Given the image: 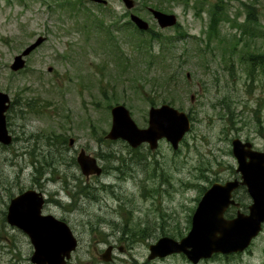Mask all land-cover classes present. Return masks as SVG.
Here are the masks:
<instances>
[{"label":"rangeland","instance_id":"rangeland-1","mask_svg":"<svg viewBox=\"0 0 264 264\" xmlns=\"http://www.w3.org/2000/svg\"><path fill=\"white\" fill-rule=\"evenodd\" d=\"M107 1H85L79 11L76 0H0V90L11 99L14 136L0 143V264H35L28 235L6 220L11 198L29 188L44 193V212L67 221L77 237L70 264H193L181 254L149 260V246L165 234L186 235L204 190L236 176L235 137L264 150V76H249L243 58L264 51V0H133L132 9ZM217 4L223 20L213 31ZM148 7L176 14L178 24L161 28ZM131 12L171 36L161 57L149 56L161 51L158 40L127 24ZM39 36L45 42L25 68L12 70ZM117 103L139 127L148 125L151 106L169 103L191 116L192 128L177 149L166 140L133 149L106 138ZM81 149L98 159L102 175H83ZM80 181L92 187L89 195H78ZM239 196L247 212L250 199L243 190ZM109 246L113 262L103 259ZM198 264H264V229L244 252Z\"/></svg>","mask_w":264,"mask_h":264},{"label":"water","instance_id":"water-1","mask_svg":"<svg viewBox=\"0 0 264 264\" xmlns=\"http://www.w3.org/2000/svg\"><path fill=\"white\" fill-rule=\"evenodd\" d=\"M106 3L107 0H94ZM128 8L134 6L133 0H123ZM161 27L173 26L177 23L174 13L150 8ZM132 21L140 29H148L149 24L136 14H131ZM45 40L39 37L21 54L15 56L11 67L18 70L24 67V56L30 54ZM10 98L0 91V142L10 144L12 135L6 121V110ZM113 123L108 138H123L133 147L148 142L152 149L159 145V140L166 138L175 149L191 128L190 116L171 104L164 103L151 107L149 125L140 128L124 104H116L111 109ZM233 154L238 161L237 171L242 180L234 179L225 183H213L198 202L192 217L189 233L180 240L169 236L160 238L149 246V259L166 256L171 253H184L193 263L209 258L214 253H233L245 250L263 229L264 223V152L252 148V143L240 138L233 140ZM78 162L84 174H101L102 168L96 158L82 150ZM245 185L252 203L248 212L238 210L232 218L225 212L231 205H237L233 191ZM45 199L41 192L29 189L14 197L8 207L7 220L11 225L22 229L30 238L34 252L31 260L36 264H68L78 241L70 226L52 214L44 215L42 209ZM103 259H112V246L103 253Z\"/></svg>","mask_w":264,"mask_h":264},{"label":"trees","instance_id":"trees-1","mask_svg":"<svg viewBox=\"0 0 264 264\" xmlns=\"http://www.w3.org/2000/svg\"><path fill=\"white\" fill-rule=\"evenodd\" d=\"M85 1L84 0H76V3L75 4H72L75 8V6H78L79 5V11H82L84 9V7L82 6V4L84 3ZM74 3V2H73ZM84 5V4H83ZM100 5H103V4H100ZM247 10L248 12H250V15L248 17V20H250L252 22V24L254 25H257L259 22L256 20L255 18V15H254V12H256V9L253 5H247ZM75 12H79L77 10H74ZM214 12L217 14L219 13V16L216 17V16H211V21H210V27L213 31H216L221 23V21L223 20V17L221 16L222 14V11H221V7L220 5H216L215 8H214ZM99 19V18H98ZM79 21V20H78ZM80 22V21H79ZM97 23H99V25L103 26V21L100 20L98 21ZM96 24V23H94ZM127 24H132L131 22H128ZM86 27V26H85ZM142 34L144 33H147L149 36H150V40L153 42V39L154 40H158L160 43H161V51L159 50V53L158 54H153L151 53V56L152 59H156L157 57H161L165 51V42H166V39H171V36H167V37H164L163 36V33L162 32H158V33H154L151 29L149 31H140ZM245 32H249V29H245L244 30V33ZM253 34V32L251 31V35ZM211 36V35H210ZM203 40V39H202ZM240 40V39H237V41ZM209 41H212V38H209ZM153 47V46H152ZM236 48V47H235ZM227 50H230L227 48ZM152 51V50H151ZM231 51V50H230ZM234 51V50H233ZM232 51V52H233ZM122 53V52H121ZM124 56V58L126 60H128V56L127 55H124L123 53L120 55V58L122 59V57ZM243 58L246 60V62L249 63V66H248V74L249 76L251 77H254V74L256 71L259 72V74L261 76H264V51L263 52H257V51H254V50H247L245 55H243ZM162 61H165V57L161 58ZM169 88L166 89V91L168 90ZM165 91V90H164ZM165 101V100H164ZM152 104H155L152 103ZM111 106V105H110ZM258 130L263 133V126L260 125L258 127ZM105 158H110L109 155H103ZM92 188L90 187L89 185H85L83 184L82 185V181H80L78 183V195H83V194H86V195H89V192L88 190ZM205 189V188H204ZM137 234V233H135ZM126 239V238H125ZM127 240V239H126Z\"/></svg>","mask_w":264,"mask_h":264},{"label":"bare ground","instance_id":"bare-ground-1","mask_svg":"<svg viewBox=\"0 0 264 264\" xmlns=\"http://www.w3.org/2000/svg\"><path fill=\"white\" fill-rule=\"evenodd\" d=\"M233 198H235V190L233 191Z\"/></svg>","mask_w":264,"mask_h":264},{"label":"flooded vegetation","instance_id":"flooded-vegetation-1","mask_svg":"<svg viewBox=\"0 0 264 264\" xmlns=\"http://www.w3.org/2000/svg\"><path fill=\"white\" fill-rule=\"evenodd\" d=\"M190 262V261H189ZM145 264H147L146 262H145Z\"/></svg>","mask_w":264,"mask_h":264}]
</instances>
